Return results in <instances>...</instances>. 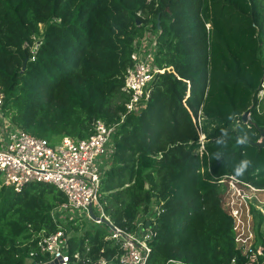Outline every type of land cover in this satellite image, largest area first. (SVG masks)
Returning <instances> with one entry per match:
<instances>
[{"label":"trees","instance_id":"16d2710c","mask_svg":"<svg viewBox=\"0 0 264 264\" xmlns=\"http://www.w3.org/2000/svg\"><path fill=\"white\" fill-rule=\"evenodd\" d=\"M147 30L160 31L156 64L170 70L155 76L145 107L114 135L105 213L130 230L140 212L160 211L147 264H263L237 249L222 182L264 190V0H0L2 109L16 128L51 142L86 139L98 120L119 124L132 46ZM33 37L40 45L31 60L24 44ZM221 129L229 130L223 148L215 143ZM244 133L249 142L240 146ZM242 159L251 165L236 177ZM64 201L47 184L0 188V264L48 263L38 242L57 230L51 212ZM252 214L261 227V213ZM104 235L72 238L70 255L97 264L103 249L106 264H117Z\"/></svg>","mask_w":264,"mask_h":264},{"label":"built area","instance_id":"2783aa9c","mask_svg":"<svg viewBox=\"0 0 264 264\" xmlns=\"http://www.w3.org/2000/svg\"><path fill=\"white\" fill-rule=\"evenodd\" d=\"M159 33L160 31L147 30L144 37L135 41L132 46V66L126 72L122 89L129 95V100L125 104V114L121 115L119 124L107 125L98 120L93 124L92 134L86 139L62 137L53 143L21 131L6 117L0 95V188H12L19 193L28 184H47L54 186L65 198V201L51 212L57 230L42 235L38 242L41 252L50 259L48 263L56 261V264H92L91 259H82L79 252L70 255V240L97 229H104L103 241L111 247H116L117 264L148 262L151 254L150 243L154 237V218L160 211L156 208L148 214L140 212L133 229L116 226L104 210L102 181L112 166L113 139L119 125L127 115L137 113L145 107L150 94L149 85L155 76L170 70L159 68L156 64ZM32 40V45L25 43L24 48L29 49L31 60H34L40 40L38 41L37 37ZM263 94L264 83L259 95ZM194 122L203 150L200 118L197 117ZM227 181L231 186L250 190L256 200L257 194H264V190L244 184L234 177H226L222 182L227 188ZM228 197L231 210L227 212L223 209L233 219L237 249L253 263L256 256H263V251L256 248L254 254V237L250 230L248 231L249 226L244 224L243 212L236 207L234 195L229 193ZM256 209L264 218V206ZM86 251L89 249L86 248ZM103 252L101 249L97 264H106ZM166 264L188 263L169 260Z\"/></svg>","mask_w":264,"mask_h":264},{"label":"rangeland","instance_id":"374dc122","mask_svg":"<svg viewBox=\"0 0 264 264\" xmlns=\"http://www.w3.org/2000/svg\"><path fill=\"white\" fill-rule=\"evenodd\" d=\"M37 40L39 41L40 37H37ZM6 117L9 118L7 114H6ZM261 142L262 140L260 141V143ZM227 186L228 188H226V191L223 195L222 207L227 212H230L231 209L228 205V198H229L228 196H229V193L231 195H234L235 201L237 203L236 207L238 209H241L243 212L244 224L249 226L248 231L250 230L251 235H253L252 237H254L255 247L257 248V250L264 251V248L261 246V241L264 240V223L262 224L261 227L258 228L257 226L258 220L257 218L255 219L252 214L253 209H255L256 212H258L256 207L260 208L261 206H264L263 205L264 204V194H257V200H256L254 198L253 193L250 190H247L246 188L238 187V186H231L229 181H227ZM239 193H240V196H239ZM27 264H31V263L27 262Z\"/></svg>","mask_w":264,"mask_h":264},{"label":"clouds","instance_id":"9594fccd","mask_svg":"<svg viewBox=\"0 0 264 264\" xmlns=\"http://www.w3.org/2000/svg\"><path fill=\"white\" fill-rule=\"evenodd\" d=\"M230 120L234 119V116L229 117ZM233 131L236 130L234 127L232 129ZM229 139V130L228 129H221V135L217 137L215 143L220 146V148L226 147L227 145V140ZM249 142V137L247 133L237 135L236 137V143L240 146H244ZM215 158L217 160L223 161V151L218 150L215 153ZM251 161L247 159H242L238 164H236L233 168V172L236 177L242 176L244 172L250 167Z\"/></svg>","mask_w":264,"mask_h":264},{"label":"water","instance_id":"95a60500","mask_svg":"<svg viewBox=\"0 0 264 264\" xmlns=\"http://www.w3.org/2000/svg\"><path fill=\"white\" fill-rule=\"evenodd\" d=\"M247 117H248V114L244 115V119H246ZM260 134L262 136V142L261 143L259 142L258 145L264 148V129L260 130ZM146 226H148V224ZM263 259H264V251H263ZM48 264H56V261L52 263H48Z\"/></svg>","mask_w":264,"mask_h":264}]
</instances>
